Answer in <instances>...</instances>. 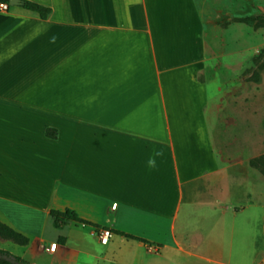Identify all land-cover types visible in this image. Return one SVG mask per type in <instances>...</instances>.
Instances as JSON below:
<instances>
[{
  "label": "crops",
  "instance_id": "obj_1",
  "mask_svg": "<svg viewBox=\"0 0 264 264\" xmlns=\"http://www.w3.org/2000/svg\"><path fill=\"white\" fill-rule=\"evenodd\" d=\"M30 1L47 17L0 12V221L29 238L19 256L98 264L108 228L144 254L264 264V175L215 145L237 86L204 77L224 2ZM51 209L89 225L56 227Z\"/></svg>",
  "mask_w": 264,
  "mask_h": 264
},
{
  "label": "rangeland",
  "instance_id": "obj_2",
  "mask_svg": "<svg viewBox=\"0 0 264 264\" xmlns=\"http://www.w3.org/2000/svg\"><path fill=\"white\" fill-rule=\"evenodd\" d=\"M222 2L221 16L205 32L211 58L205 65L204 77L207 80L217 79L224 85L233 83L237 89L224 95L223 109L219 113V124L215 129V145L225 154L244 153L258 157L264 154V73L258 83L251 80L250 76L255 57L264 50V27L247 25L235 21V18L264 13V0ZM67 229L69 233H89L88 229ZM0 249L18 256L23 250L18 244L2 237ZM101 251L104 259L99 260L98 264H215L172 250L157 255L144 254L137 249L135 241H120L115 234ZM47 257L52 255L45 251L37 254L34 260L42 263ZM0 259L12 260L5 254H0Z\"/></svg>",
  "mask_w": 264,
  "mask_h": 264
},
{
  "label": "trees",
  "instance_id": "obj_3",
  "mask_svg": "<svg viewBox=\"0 0 264 264\" xmlns=\"http://www.w3.org/2000/svg\"><path fill=\"white\" fill-rule=\"evenodd\" d=\"M9 0H0V2H8ZM21 6L24 9L31 10L36 12L42 19L46 18L50 12V8L48 6L38 4L36 2L30 0H20ZM235 21L243 22L247 25H252L254 27H264V13H256L250 16H245L241 18H235ZM253 69L250 79L254 82L258 83L261 80L262 74L264 73V50L255 57L253 61ZM46 135L50 137H54L55 134L50 132V129L46 130ZM249 165L255 169H257L261 174L264 175V154L258 157H252L249 159ZM49 215L53 220V224L56 227L61 225H66L70 222H74L75 224H83L89 225V222L79 218L77 214L69 209L60 211L51 209L49 211ZM96 226L95 224H91ZM115 233L124 235L128 238L135 239L138 241L145 242L144 239L138 238L131 234H125L118 230H113ZM0 237L6 240H10L18 245L25 246L29 243V238L23 233L15 230L11 226L0 221ZM0 254L8 255L12 260H4L0 259V264H28L26 260L21 258L18 255L12 254L7 250L0 249Z\"/></svg>",
  "mask_w": 264,
  "mask_h": 264
},
{
  "label": "built area",
  "instance_id": "obj_4",
  "mask_svg": "<svg viewBox=\"0 0 264 264\" xmlns=\"http://www.w3.org/2000/svg\"><path fill=\"white\" fill-rule=\"evenodd\" d=\"M11 8L9 2H0V12L8 11ZM112 232L108 228H101L98 230L97 237L102 244H107L110 237L112 236ZM154 249V248H152Z\"/></svg>",
  "mask_w": 264,
  "mask_h": 264
},
{
  "label": "clouds",
  "instance_id": "obj_5",
  "mask_svg": "<svg viewBox=\"0 0 264 264\" xmlns=\"http://www.w3.org/2000/svg\"><path fill=\"white\" fill-rule=\"evenodd\" d=\"M158 156H163V151L162 150L154 151L153 155L149 158L148 166L150 168H155L156 167V157H158Z\"/></svg>",
  "mask_w": 264,
  "mask_h": 264
},
{
  "label": "water",
  "instance_id": "obj_6",
  "mask_svg": "<svg viewBox=\"0 0 264 264\" xmlns=\"http://www.w3.org/2000/svg\"><path fill=\"white\" fill-rule=\"evenodd\" d=\"M10 6H19L21 4L20 0H9Z\"/></svg>",
  "mask_w": 264,
  "mask_h": 264
}]
</instances>
